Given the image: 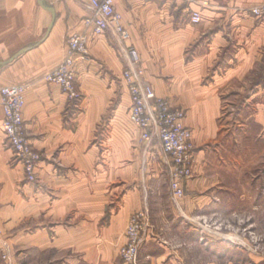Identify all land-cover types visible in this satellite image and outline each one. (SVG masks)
Returning a JSON list of instances; mask_svg holds the SVG:
<instances>
[{"label": "crops", "instance_id": "1", "mask_svg": "<svg viewBox=\"0 0 264 264\" xmlns=\"http://www.w3.org/2000/svg\"><path fill=\"white\" fill-rule=\"evenodd\" d=\"M43 1L56 11L49 34L52 14L37 0H0V86L29 87L25 131L42 155L38 182L29 183L7 144L0 97V247L12 264H121L127 225L142 210L139 264H234L206 219L239 149L237 131L256 130L264 144V20L244 12L264 0H116L129 41L87 32L78 101L44 77L64 60L68 36L85 32L90 0ZM127 47L144 82L186 111L193 131L194 178L178 208L160 143L142 142L130 121Z\"/></svg>", "mask_w": 264, "mask_h": 264}, {"label": "built area", "instance_id": "2", "mask_svg": "<svg viewBox=\"0 0 264 264\" xmlns=\"http://www.w3.org/2000/svg\"><path fill=\"white\" fill-rule=\"evenodd\" d=\"M167 2L169 0H158ZM206 5V3L204 4ZM87 16L83 19L84 33H72L66 41V56L57 68L45 75L48 83L59 85L70 101L81 98L77 87V64L88 52L87 32L102 36L108 31L118 35L123 43L130 38L123 25V16L116 7V0H90ZM245 13L257 20H264V4L253 6ZM190 20L198 24L202 20L199 12H192ZM128 67L122 80L131 99L129 117L131 123L142 132V142L160 143L163 154L170 164L169 185L172 198L180 201L185 197L186 186L194 178L196 145L193 131L185 125L186 111L173 108L168 100L158 98L153 88L144 82V69L139 64L136 51L127 47ZM26 85L0 86V97L4 111L2 129L7 144L14 151L15 159L22 164L26 181L38 182V169L42 155L30 143L26 131L23 110L26 105ZM148 213L136 212L126 228V244L121 248V264H139V252L145 241ZM4 232L0 225V241ZM0 252L5 264H12L9 251L1 245Z\"/></svg>", "mask_w": 264, "mask_h": 264}, {"label": "rangeland", "instance_id": "3", "mask_svg": "<svg viewBox=\"0 0 264 264\" xmlns=\"http://www.w3.org/2000/svg\"><path fill=\"white\" fill-rule=\"evenodd\" d=\"M242 120H247L244 114ZM255 132L237 131L239 149L229 154V160L235 158L223 169L227 173L221 198L218 205L209 207L216 211L206 219L209 228L218 232L220 249L234 264H264V144L256 141ZM164 192L161 194L169 202ZM169 194L171 203L180 207L184 198L175 201L170 187ZM0 264H5L1 254Z\"/></svg>", "mask_w": 264, "mask_h": 264}, {"label": "water", "instance_id": "4", "mask_svg": "<svg viewBox=\"0 0 264 264\" xmlns=\"http://www.w3.org/2000/svg\"><path fill=\"white\" fill-rule=\"evenodd\" d=\"M38 1V4L45 10L49 11L51 14H52V17H53V20H52V23L48 29V34L49 32L51 31L52 27L54 26L55 22H56V11L54 8H51V7H48L45 5L44 1L43 0H37ZM47 34V35H48ZM28 49H23L21 50L17 55L14 56L13 59L19 57L20 55L24 54L25 52H27Z\"/></svg>", "mask_w": 264, "mask_h": 264}]
</instances>
